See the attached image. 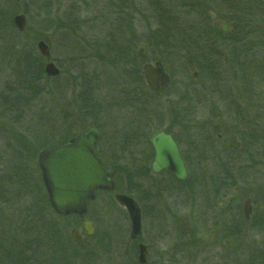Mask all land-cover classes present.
Instances as JSON below:
<instances>
[{
  "label": "rangeland",
  "instance_id": "rangeland-1",
  "mask_svg": "<svg viewBox=\"0 0 264 264\" xmlns=\"http://www.w3.org/2000/svg\"><path fill=\"white\" fill-rule=\"evenodd\" d=\"M16 1L0 0V6L11 13V23L12 16L21 12L13 10ZM46 1L19 0V6L25 2L32 16L29 20L28 14L24 13L26 27H29L27 31H18L15 40L19 42V50L34 44V55L40 54L36 42L43 40L49 49L43 67L52 61L60 73L51 77L43 73V77L35 81V86L44 91L20 120H14L11 114L5 113L0 104V264H9L15 237L31 226L45 239L41 252L55 250L56 254L59 252L60 260L62 253H66L64 260L69 261L67 257H71L70 264H134L137 251L134 249L133 257V246L136 247L138 242L148 247L144 264H233L234 260L224 250L231 254L234 252L231 257L241 260L243 250L246 256V251L261 248L264 245V157L255 154L257 149L250 144L249 130H254L256 124H260L262 130L264 128V72L256 71L258 66L254 69L256 59L264 54H258L264 51V17L256 25L258 39L254 38L253 44L256 51L253 49L249 55H238L237 62L246 65L244 71L252 74L250 94L241 98L242 92L240 94L237 89L243 85L240 74L243 70H239L237 63L229 58L228 62L222 60V70L217 75L210 74L206 84L207 88L213 89L206 93L200 91L205 81L197 70H187L192 81L186 86L185 72L180 66L175 65L174 68V62L169 60L164 69L170 81H174L173 85L150 97L148 85L135 80L127 70L131 64L141 70L143 63L154 62L162 55L158 47L147 45L146 24L147 20L151 23V18L143 4L138 6L143 10L142 14L134 13L131 20L124 19L120 24L107 0H87L85 8L84 5L79 7L81 12L78 15L85 35L83 39L75 37L70 28L57 27L56 15H61L71 0H48L50 20L43 22ZM209 9L213 26L218 28L221 22H225L231 27L227 20L222 19L227 11L220 0H211ZM129 29L133 38L126 34ZM110 32L121 36L116 38L120 43L130 38V52L125 57L120 56L122 60L119 57L115 62L105 59L109 56L108 45L97 48L95 35L98 40H105L109 39ZM39 33L41 38L33 42ZM214 42V50L227 56L232 39L217 37ZM141 43L146 44L144 57L137 55ZM86 52L102 54V57L79 58ZM132 53L139 58L136 63H131ZM226 62L232 63L231 71L227 69ZM22 63L19 62L20 70ZM12 64L14 60L9 64L0 60V93L7 80L12 78ZM84 73L92 74L94 83L91 101L94 106L88 109L87 116L77 112L82 105V101L78 102V93L85 85L79 74ZM53 77L56 78L52 80ZM47 90H51L50 93ZM196 90L200 91L199 94L195 93ZM177 99L185 102L179 100V104ZM186 101L190 105L188 115L181 106L186 105ZM174 111L179 115H173ZM183 115L185 124L180 125L182 121L179 118ZM80 123L100 129L101 137L95 153L112 174L117 188L96 192L84 215L62 217L53 211L48 201L37 166V154L41 149L59 145L68 130L80 131ZM165 128L174 134L185 157L188 177L191 175L192 180L181 193L170 187L157 200L145 198L142 194L145 206L142 232L136 239H131L126 210L116 203L113 196L116 192H125L127 187V167L130 165L125 158L132 157L135 167H139L149 149L144 137ZM231 134L240 143L233 150L227 144ZM251 161L256 163L254 169L244 170ZM150 175L145 183L142 180L136 183H142V187H138L140 192H149L150 188L146 186L158 183L162 186L169 181L164 171ZM190 190L193 197L189 196ZM247 198L250 199L251 210L245 219L242 206ZM86 218L94 225L92 236L86 235L83 229ZM235 225L239 228L235 229ZM72 227H76L83 238L80 245L70 237Z\"/></svg>",
  "mask_w": 264,
  "mask_h": 264
},
{
  "label": "trees",
  "instance_id": "trees-1",
  "mask_svg": "<svg viewBox=\"0 0 264 264\" xmlns=\"http://www.w3.org/2000/svg\"><path fill=\"white\" fill-rule=\"evenodd\" d=\"M108 1V7L112 10V12L115 14V18L118 23H123L124 19L131 20V16L134 13H143L142 9L138 6L143 4V9H146L148 16L151 18V23L148 22L146 24V41L147 45L151 46L154 45L158 47L162 55L158 57L156 60H160L163 65L168 64L169 60L174 62V68L175 65L180 66V69L182 72H185L186 81L184 84L188 86L192 79L191 75L187 74V70L189 68H193L197 70L199 77L204 78L202 87L200 89L201 92H208L213 89L207 88L206 81L211 78V75H214L220 70H222L221 62L224 59V61H229V58L232 59V61H235L238 65V69L243 70L240 71V74L242 75V83L241 86L237 89V91L241 94L242 97L250 94L249 91H251V88L249 87V83H251V73H246L244 70L246 68V65L237 62L238 61V55H249L253 53L255 48L253 47V44L255 43L256 32H257V21L260 22L262 18L264 17V0H220V2L224 5V8L227 11V14L224 16V18L228 21L230 24L231 31L227 34H222L220 31V28L213 26V23H211V16H210V9L209 4L211 0H107ZM45 2V1H44ZM74 2V3H73ZM87 0H71V3L67 5L66 8L63 9V12L61 15H56V22L57 27L63 26L65 28H70L69 30L73 32L75 37L83 38L84 32L82 31V21L78 17L81 12L82 5H87ZM19 0L16 1L15 6L13 7L14 11H21L23 13L28 14L29 20H31V14L28 13L27 5H24L25 2H22V6H19ZM77 4H80L78 6ZM18 6V7H17ZM44 9V18H42V21H47L49 19V10L50 7L49 1L47 0L46 3L43 5ZM10 11L6 8H3L0 6V39L2 41V44L0 46V60L5 61V63H10L14 60V64H12L11 74L12 78L7 80V82L4 85V90L0 93V104L2 110L7 113L8 115L11 114L14 120H20L23 118V115H25L26 111L33 105V103L39 98L40 94L43 93L44 90H41L40 87L35 86V81L40 80L43 77V60L47 59L48 56H42L41 54L34 55V44H31L28 48H22L18 49L19 42H17L15 39L19 35V32L15 30L14 26L11 23V20L9 18ZM4 19L6 22H3ZM213 19V18H212ZM62 20V25L60 24ZM81 24V25H80ZM28 25L25 28L27 31ZM128 29V28H127ZM46 31V29H45ZM131 29L126 32L127 35L131 36L133 38L132 34L130 33ZM109 39H103L99 38L95 35V41L97 48H101L102 45L109 47L108 52L109 56H106V58H109L111 60L119 61L118 57H125L130 51L129 50V39L127 38L124 43L118 42L117 39H120L121 36L115 35L114 32H110ZM40 34V33H39ZM80 35L82 37H80ZM14 36V37H13ZM40 35H36L34 37V41L41 38ZM66 36V35H65ZM264 36V34H262ZM217 37L221 38H231L232 42L228 44L230 47L228 51L227 56L220 55V52L217 50H214L215 42L214 39ZM43 38V37H42ZM117 38V39H116ZM255 38V39H254ZM258 39V38H257ZM45 40V39H44ZM78 46H81L77 42ZM122 45V46H121ZM125 45V46H124ZM124 46V47H123ZM31 48V49H30ZM106 48V47H105ZM254 49V51H253ZM264 51L258 54H263ZM219 53V54H218ZM24 54L26 57H24ZM254 53L253 55H255ZM83 56H79L81 59H94L98 57H102L101 55H96L95 52L92 53H83ZM136 54L132 53L131 63H136V60L139 58H136ZM100 60V59H99ZM103 60V59H101ZM100 60V61H101ZM120 60H122L120 58ZM23 63L21 64L22 70L19 69V62ZM48 61V60H47ZM223 61V62H224ZM227 61V62H228ZM226 62V63H227ZM256 64L254 65L256 67V71H260L261 73L264 72V54L259 58L256 59ZM261 63V64H258ZM232 64V63H231ZM227 63V69L231 71L232 65ZM14 66V67H13ZM25 71H24V70ZM127 69V68H126ZM128 71L133 74L135 80L140 82H145L143 79V76L141 75V70H139L138 66L131 64L130 68L127 69ZM126 70V71H127ZM172 70V69H171ZM117 71V70H116ZM119 74V73H118ZM172 74V71H171ZM80 78L85 81L84 88L78 93V102L82 101V105L79 107L80 110L77 109L78 113H82L83 116H87L88 109H92L94 105H92L93 98H94V83L92 81V74L84 73L79 74ZM217 75V74H216ZM92 76V77H91ZM215 76V75H214ZM213 76V77H214ZM56 77H53L55 79ZM174 81L171 80L167 85L160 88L158 91H152L150 88H148V93L151 96L157 95L159 91H163L166 89V87H170L173 85ZM57 85H55V88ZM187 88V87H185ZM187 90V89H186ZM184 91L186 94L187 91ZM51 90H47V92L50 93ZM198 90H196L195 93L199 94ZM133 92V98L134 91ZM238 93V94H239ZM131 95V94H130ZM184 96V95H183ZM182 97V96H181ZM248 98V97H247ZM180 104L184 103V99H177ZM180 100V101H179ZM238 102V101H237ZM189 102L186 101V105H182V108L184 113L188 115V109L190 108V105H188ZM187 106V107H186ZM176 114V116L179 115V112H173V115ZM185 115L182 117L180 116V122L181 124H185ZM175 120L177 122L178 118L175 117ZM260 124H256L254 126V130H252L255 133H252L251 129L250 131V144L254 146L257 149V154L259 157H264V128L263 130L260 127ZM81 130L87 128L84 123H80V127H78ZM165 131L171 133L173 137L175 138L174 134L171 132L170 129L165 128ZM79 132V131H78ZM78 132H74L72 130H68L65 134V136L60 141L62 143H65L67 139ZM140 132V131H139ZM135 133V132H134ZM135 134H138L137 132ZM144 135V134H143ZM136 138V137H135ZM144 140L146 144L148 145V151L143 156L144 159L140 161V166L135 167L134 160L132 157L129 156V158H125V160H128L130 167H127V176H126V188L125 192L127 193H134L135 199L139 202L142 213L145 212V206H144V199L142 197V194L145 198H153V199H159L160 194L165 192V189H169L172 187L176 192L181 193L184 187H186L190 181L192 180V176L190 175V178L185 182H179L177 181L169 172L164 171L168 175L169 181L166 184H154L150 185L149 187L146 186V188H150L149 192L142 193L138 190V187H142L139 183L140 180H142L143 183L149 179V176H151L150 169L148 167V162L153 156L152 148L149 144L148 138L144 137ZM176 140V138H175ZM177 141V140H176ZM42 142V141H41ZM256 145H258L256 147ZM54 147V146H52ZM51 148V147H49ZM245 148V147H244ZM233 150V148H230ZM97 155V154H96ZM98 156V155H97ZM184 157V156H183ZM185 159V157H184ZM250 159V158H249ZM127 164V163H126ZM246 164V163H245ZM243 164V166H245ZM254 165L256 163H253L252 161L247 166L246 169H254ZM122 168V167H121ZM243 170V172H244ZM16 174V173H15ZM14 174V175H15ZM17 175H19V172H17ZM110 177L113 179L112 174L109 172ZM114 180V179H113ZM118 181V180H117ZM115 183V181H114ZM233 183V182H232ZM132 184V185H131ZM170 184H173L171 186ZM133 187V188H131ZM115 188H117L115 183ZM114 188V189H115ZM134 188H136L134 190ZM153 191H152V190ZM102 190H98V192H101ZM139 192V193H137ZM191 190L189 191V196L193 197V192L191 194ZM148 194H150L148 196ZM78 216V215H74ZM262 220L264 221V215L262 216ZM257 222V221H256ZM235 229L237 225L234 226ZM239 227H237L238 229ZM34 233V234H33ZM19 235L15 237L16 240H14V248L12 246V253L9 257V264H70L69 261L71 259L67 257V260H64L66 257V253H62V258L60 260L59 258V252L56 254L55 250L51 251H43L41 252L42 248L44 247V238L41 236V233H39V230L35 231L33 227L31 226V229L21 230V232L18 233ZM264 244V243H263ZM43 246V247H42ZM134 249L136 247L133 246V257H135ZM257 250V251H256ZM10 252V251H9ZM62 252H64L62 250ZM136 252V250H135ZM224 253H227L229 255L231 260H234L233 264H264V245L259 249H253L251 251H246V256L243 250V259L238 260L236 257H231L234 252L228 253V250H224ZM10 254V253H9ZM245 256V257H244ZM235 258V259H234ZM59 259V260H58ZM134 259V258H133ZM61 261V263H60ZM50 262V263H49ZM134 264H139L137 260H133Z\"/></svg>",
  "mask_w": 264,
  "mask_h": 264
},
{
  "label": "water",
  "instance_id": "water-1",
  "mask_svg": "<svg viewBox=\"0 0 264 264\" xmlns=\"http://www.w3.org/2000/svg\"><path fill=\"white\" fill-rule=\"evenodd\" d=\"M26 24L27 19L24 13L18 12L12 16V25L17 31L22 32ZM219 28L223 33L230 30L225 22H221ZM36 48L42 56H48L49 49L43 40L36 42ZM137 54L139 57L145 56V43L139 45ZM43 71L46 76L50 77L60 73L59 68L52 61L44 64ZM141 75L152 91H158L170 82V76L160 60L144 63L141 67ZM193 76H196V72H193ZM100 137V129L92 125L70 137L66 143L43 149L38 153L37 164L41 171L48 201L57 215L62 217L71 214L84 215L88 203L95 199L96 190L111 191L114 189L113 179L100 158L94 153L95 144ZM148 140L153 151L149 162L151 173L158 174L161 171H167L177 181L185 182L188 179L187 166L171 133L157 129L149 135ZM227 144L232 148H238L240 145L233 134L228 136ZM113 197L116 203L126 210L130 223V238L136 239L142 232L140 204L130 193L116 192ZM250 210V199L247 198L242 206L245 219H248ZM83 229L88 236L95 232L94 225L88 218L83 221ZM69 233L76 245L83 242L76 227H72ZM136 250L138 263L144 264L147 245L138 242ZM164 264L176 263L166 262Z\"/></svg>",
  "mask_w": 264,
  "mask_h": 264
},
{
  "label": "flooded vegetation",
  "instance_id": "flooded-vegetation-1",
  "mask_svg": "<svg viewBox=\"0 0 264 264\" xmlns=\"http://www.w3.org/2000/svg\"><path fill=\"white\" fill-rule=\"evenodd\" d=\"M145 63H146V62H145ZM143 64H144V63H143ZM143 64H142V65H143ZM141 67H142V66H141ZM218 137H220V136L218 135ZM67 140H68V139H67ZM66 142H67V141H66ZM66 142H65V143H66ZM176 142H177V141H176ZM62 144H63V143H62ZM96 144H97V143H96ZM177 144H178V143H177ZM95 146H96V145H95ZM182 156H183V155H182ZM183 158H184V157H183ZM184 160H185V159H184Z\"/></svg>",
  "mask_w": 264,
  "mask_h": 264
}]
</instances>
